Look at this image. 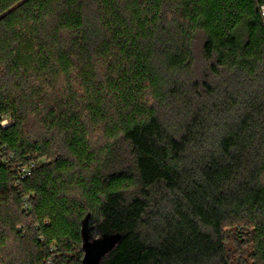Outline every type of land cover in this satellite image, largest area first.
I'll use <instances>...</instances> for the list:
<instances>
[{"label":"trees","instance_id":"trees-1","mask_svg":"<svg viewBox=\"0 0 264 264\" xmlns=\"http://www.w3.org/2000/svg\"><path fill=\"white\" fill-rule=\"evenodd\" d=\"M260 4L0 0V264H264Z\"/></svg>","mask_w":264,"mask_h":264},{"label":"built area","instance_id":"built-area-1","mask_svg":"<svg viewBox=\"0 0 264 264\" xmlns=\"http://www.w3.org/2000/svg\"><path fill=\"white\" fill-rule=\"evenodd\" d=\"M259 11H260L262 20H264V4L259 5ZM6 125H7V119L3 118L0 121V126L3 128ZM14 157H15L14 154L11 152H8V149L6 148L5 145L4 146L0 145V159H1V161H5V162L13 161ZM36 164L37 163L35 161H32V160L28 161L27 163L16 162L13 166V171L16 173L15 184L19 185L22 180L31 176L32 171L35 168ZM31 197H32V195L30 193L21 192L22 208L27 213H30L32 211ZM40 239H41V237H40ZM55 253H56L55 246L54 245L49 246L48 247V255L45 258V264H56L55 263Z\"/></svg>","mask_w":264,"mask_h":264},{"label":"water","instance_id":"water-1","mask_svg":"<svg viewBox=\"0 0 264 264\" xmlns=\"http://www.w3.org/2000/svg\"><path fill=\"white\" fill-rule=\"evenodd\" d=\"M83 231L85 255L82 264H99L102 255L120 239L119 235H103L101 238L89 242L85 235V228Z\"/></svg>","mask_w":264,"mask_h":264},{"label":"rangeland","instance_id":"rangeland-1","mask_svg":"<svg viewBox=\"0 0 264 264\" xmlns=\"http://www.w3.org/2000/svg\"><path fill=\"white\" fill-rule=\"evenodd\" d=\"M7 119V124H9L11 122V119L9 116L6 117ZM88 222V221H87ZM87 222L85 221V235L87 237V240L90 242L92 241V236H93V229H92V226L90 224H87ZM13 247V243H10L9 244V248H12ZM18 263V261H17Z\"/></svg>","mask_w":264,"mask_h":264}]
</instances>
